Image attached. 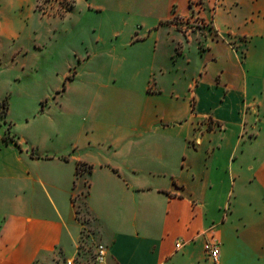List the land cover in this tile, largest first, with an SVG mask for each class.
<instances>
[{"label":"crops","instance_id":"0c3cea01","mask_svg":"<svg viewBox=\"0 0 264 264\" xmlns=\"http://www.w3.org/2000/svg\"><path fill=\"white\" fill-rule=\"evenodd\" d=\"M106 3L132 19L77 124H30L44 95L8 99L0 59V264H60L83 237L106 246L95 264H212L208 243L264 264V0ZM195 14L208 27L178 23ZM18 37L0 7V42Z\"/></svg>","mask_w":264,"mask_h":264},{"label":"rangeland","instance_id":"374dc122","mask_svg":"<svg viewBox=\"0 0 264 264\" xmlns=\"http://www.w3.org/2000/svg\"><path fill=\"white\" fill-rule=\"evenodd\" d=\"M73 2L0 0L2 12L19 32L17 39L0 42V59L4 64L13 62L16 68L9 76L12 82L8 99L17 97L20 90L30 92L40 88L46 101L42 102L43 110H40L41 103L38 109L32 104L30 124L58 121L77 124L78 91L89 74L96 72L100 61L107 62L114 48L119 49L121 38L129 31L132 18L110 3L107 5V0ZM90 3L100 7H90ZM70 5L73 6L69 10ZM14 76L16 78L12 79ZM0 110L2 114L4 109ZM13 115L21 119L15 108ZM0 122L3 124L1 116ZM97 242L83 237L74 264H95ZM66 258L59 257L57 262L65 264Z\"/></svg>","mask_w":264,"mask_h":264},{"label":"built area","instance_id":"2783aa9c","mask_svg":"<svg viewBox=\"0 0 264 264\" xmlns=\"http://www.w3.org/2000/svg\"><path fill=\"white\" fill-rule=\"evenodd\" d=\"M190 3L193 7L200 10L202 6V0H190ZM179 24H181L183 27L190 28V29H195L196 27H208V23L200 17L199 15H192L191 19H181L178 21ZM7 129V128H6ZM6 142H12L14 141V138L9 134L8 129L5 130V133L3 137ZM182 246V242L178 241L175 243V247L179 249ZM205 251L208 255V257L211 259L212 264H217V259H218V245L215 243H208L205 245ZM107 255V249L106 246L103 244H97L96 249H95V261L98 263H102L105 261ZM75 258H70V259H65L64 263L65 264H74Z\"/></svg>","mask_w":264,"mask_h":264},{"label":"trees","instance_id":"16d2710c","mask_svg":"<svg viewBox=\"0 0 264 264\" xmlns=\"http://www.w3.org/2000/svg\"><path fill=\"white\" fill-rule=\"evenodd\" d=\"M74 2H75V0H74ZM73 2V3H74ZM72 6L73 5H70V7H69V10L72 8ZM42 104V103H41ZM6 107H7V102H6V100H4L1 104H0V109L2 108V109H4L3 111L5 112V110H6ZM1 111V110H0ZM3 112V113H4Z\"/></svg>","mask_w":264,"mask_h":264}]
</instances>
